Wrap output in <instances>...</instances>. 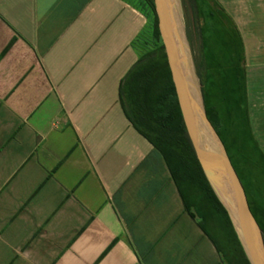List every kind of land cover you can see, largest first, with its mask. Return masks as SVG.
<instances>
[{"label": "crops", "instance_id": "crops-1", "mask_svg": "<svg viewBox=\"0 0 264 264\" xmlns=\"http://www.w3.org/2000/svg\"><path fill=\"white\" fill-rule=\"evenodd\" d=\"M132 0H0V264H224L118 102Z\"/></svg>", "mask_w": 264, "mask_h": 264}, {"label": "trees", "instance_id": "trees-1", "mask_svg": "<svg viewBox=\"0 0 264 264\" xmlns=\"http://www.w3.org/2000/svg\"><path fill=\"white\" fill-rule=\"evenodd\" d=\"M138 1L141 2L149 15V29L140 34L138 39L132 43L138 52V59L119 82V105L134 131L146 140L162 158L184 210L192 219L197 218L198 227L213 244L222 262L224 264H249L229 217L209 186L187 137L158 32L153 0ZM180 3L189 8L195 24L197 22L196 1L180 0ZM195 30V35L200 39V29L195 26ZM186 36L199 84L203 87V82L206 79L209 87H211L214 83L210 74L208 76L206 72L209 66V57L204 52L203 43L200 42L195 49L192 36L187 29ZM221 39L223 40L222 37ZM228 43L229 46L232 45L228 53L231 56L229 57H233V59L229 58L227 64L224 63L225 61H221L220 64L215 62L214 67L222 77L227 79L224 80L226 83L223 84L225 87L222 88L225 91L227 101H230L236 97L237 92L240 94L244 92L245 79L239 61L242 57L240 41L229 38ZM11 44L12 42L0 56L8 50ZM219 51L216 52V55L221 54H218ZM208 91L210 92L209 88ZM209 92L207 93L209 94ZM202 93L205 97L204 90ZM219 128H221V124L218 122L215 129L218 130ZM231 131H233V127ZM233 132L236 133L235 130ZM225 149L233 167L236 166L233 164L231 155L236 156L238 161L246 164L243 173L237 167L236 170L246 192L253 188L250 195L246 194L249 201L255 204L254 193L256 192L254 190L256 188L252 178L248 175L258 168L259 163L264 166V156H258L257 159L251 160L249 158L251 155L247 154L239 145L230 148V150L225 146ZM245 175L248 178H244ZM252 214L262 230L259 217L256 216V213Z\"/></svg>", "mask_w": 264, "mask_h": 264}, {"label": "rangeland", "instance_id": "rangeland-1", "mask_svg": "<svg viewBox=\"0 0 264 264\" xmlns=\"http://www.w3.org/2000/svg\"><path fill=\"white\" fill-rule=\"evenodd\" d=\"M133 1L136 4L139 3L138 0ZM195 1L197 6L196 25L189 8L181 5L180 0L174 2V5L177 6L174 13L179 16L183 37L191 60L192 56L186 29L192 36L195 49L200 42L203 43L204 52L209 57V66L206 72L208 76L210 74L214 84L209 87V83L205 79L202 87L196 74H194L196 102L199 105L201 114L211 129L215 131L224 148L226 146L230 150V148L239 145L247 154L251 155L249 157L251 160H255L258 156H264V0ZM195 26L201 31L200 39L195 35ZM229 38L240 41L242 57L239 61L243 68L245 82L243 94L237 92L236 97L227 101L223 90L225 87L223 84L226 83L224 80L227 79L219 74L214 65H216L215 62L220 64L221 61H225L224 63L227 64L230 59H233V57L230 58L231 56L228 53L229 49L232 48V45L229 46L228 43ZM217 51H219L218 54H221L216 55ZM202 90L205 91V97ZM218 122L221 124V128L216 130L215 125ZM232 127L236 133L231 131ZM231 157L234 166L243 173L246 164L238 161L234 155H231ZM236 167L233 168L245 193L250 211L256 213V216L259 217L263 234L264 166L259 163L258 168L248 175L252 178L256 188L254 190L256 193L253 192L255 194V204L249 201L246 194L250 195L253 188L250 189L249 187V192L248 190L246 192ZM248 176L245 175L244 178H248Z\"/></svg>", "mask_w": 264, "mask_h": 264}, {"label": "water", "instance_id": "water-1", "mask_svg": "<svg viewBox=\"0 0 264 264\" xmlns=\"http://www.w3.org/2000/svg\"><path fill=\"white\" fill-rule=\"evenodd\" d=\"M169 1L170 4L173 2V0ZM153 6L178 106L195 157L213 193L226 211L249 264H264L263 234L250 211L245 193L227 152L203 115L201 116L203 128L195 121L194 111L197 112L199 108L195 97L196 91H192L190 78L175 50L165 0H153ZM217 190L223 194L225 204L219 198Z\"/></svg>", "mask_w": 264, "mask_h": 264}, {"label": "bare ground", "instance_id": "bare-ground-1", "mask_svg": "<svg viewBox=\"0 0 264 264\" xmlns=\"http://www.w3.org/2000/svg\"><path fill=\"white\" fill-rule=\"evenodd\" d=\"M174 2L176 3V0H173V2H171V4H170L169 0H165V3H166L165 9H166V12L169 15V19H170V25L172 28L175 50H176L177 54L179 55V57L182 61V64L185 67V70L188 74V77L190 78L189 80L191 82L190 85L192 86V91L195 92L196 91L195 78H194L195 76L193 74L191 58H190V55L188 53L187 46H186V43H185V40L183 37L182 26H181V23L179 20V16H177L176 13H174L176 11V8H177V6L174 5ZM180 4H182V3H180ZM172 7H173V9H171ZM172 10H173V13H172ZM196 111L197 112L194 111L195 121L200 127L203 128L204 126L201 124V116H202L201 111L199 108ZM217 193L219 195V198L225 204V199L223 197V194L221 192H219L218 190H217Z\"/></svg>", "mask_w": 264, "mask_h": 264}]
</instances>
